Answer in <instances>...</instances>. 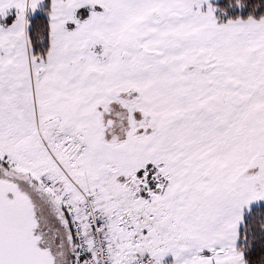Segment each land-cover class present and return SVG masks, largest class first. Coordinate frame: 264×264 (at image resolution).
<instances>
[{
  "label": "snow or ice",
  "instance_id": "snow-or-ice-1",
  "mask_svg": "<svg viewBox=\"0 0 264 264\" xmlns=\"http://www.w3.org/2000/svg\"><path fill=\"white\" fill-rule=\"evenodd\" d=\"M0 264H264V0H0Z\"/></svg>",
  "mask_w": 264,
  "mask_h": 264
}]
</instances>
